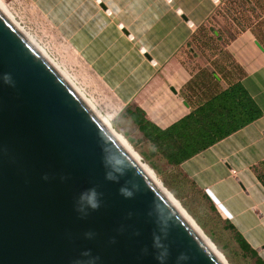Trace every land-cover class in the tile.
Returning a JSON list of instances; mask_svg holds the SVG:
<instances>
[{
    "label": "water",
    "instance_id": "1",
    "mask_svg": "<svg viewBox=\"0 0 264 264\" xmlns=\"http://www.w3.org/2000/svg\"><path fill=\"white\" fill-rule=\"evenodd\" d=\"M0 264H222L1 10Z\"/></svg>",
    "mask_w": 264,
    "mask_h": 264
},
{
    "label": "crops",
    "instance_id": "2",
    "mask_svg": "<svg viewBox=\"0 0 264 264\" xmlns=\"http://www.w3.org/2000/svg\"><path fill=\"white\" fill-rule=\"evenodd\" d=\"M37 1L118 102L161 129L189 114L176 130L201 129L195 122L209 117L196 110L239 81L261 115L179 167L264 261V20L238 29L210 59H190L181 50L223 0Z\"/></svg>",
    "mask_w": 264,
    "mask_h": 264
},
{
    "label": "rangeland",
    "instance_id": "3",
    "mask_svg": "<svg viewBox=\"0 0 264 264\" xmlns=\"http://www.w3.org/2000/svg\"><path fill=\"white\" fill-rule=\"evenodd\" d=\"M13 20L29 34L43 51L61 68L84 97L120 134L143 163L151 169L155 179L173 197L181 209L195 223L227 264H255L244 252L233 231L214 210L190 179L165 159L159 148L138 129L128 106L122 105L93 69L81 58L67 39L63 25L51 16L42 1L0 0ZM264 20V0H223L219 2L207 23L197 28L189 43L181 50L185 58L210 59L220 52L221 44L238 29L259 26ZM222 35L220 37L219 35ZM221 54V53H220Z\"/></svg>",
    "mask_w": 264,
    "mask_h": 264
},
{
    "label": "trees",
    "instance_id": "4",
    "mask_svg": "<svg viewBox=\"0 0 264 264\" xmlns=\"http://www.w3.org/2000/svg\"><path fill=\"white\" fill-rule=\"evenodd\" d=\"M201 111H205L209 119L195 122L194 125L196 127L201 125V129L193 131L191 128L190 135L186 136L176 129L182 123L190 122L193 114H189L169 128L161 129L147 120L139 107L129 105L125 108V112L130 115L138 129L159 148L167 162L175 166H179L182 160L261 115L260 109L245 94L239 81L220 92L205 106L198 108L195 115ZM259 178L264 183V176L260 175ZM191 183L195 185L192 181ZM199 190L216 211L206 193L201 189ZM225 223L233 231L241 249L254 258L255 264H264L257 251L248 244L235 227L227 220Z\"/></svg>",
    "mask_w": 264,
    "mask_h": 264
},
{
    "label": "bare ground",
    "instance_id": "5",
    "mask_svg": "<svg viewBox=\"0 0 264 264\" xmlns=\"http://www.w3.org/2000/svg\"><path fill=\"white\" fill-rule=\"evenodd\" d=\"M0 10L6 15L8 19L21 31V33L32 43V45L44 55V57L55 67V69L60 73V75L69 83V85L76 91V93L82 98V100L88 105V107L93 111V113L98 117V119L105 125V127L110 131V133L115 137V139L123 146V148L130 154V156L138 163V165L146 172V174L153 180V182L161 189V191L167 196V198L173 203V205L179 210V212L185 217V219L191 224V226L197 231V233L201 236V238L205 241V243L209 246V248L213 251V253L217 256V258L221 261L222 264H227L222 256L215 250V248L211 245L209 240L200 232L195 223L189 218V216L181 209V207L177 204V202L173 199V197L163 188V186L155 179L151 169L141 161L138 155L129 147L127 142L123 139V137L115 132L105 118L94 108V106L84 97L81 91L74 85V83L70 80V78L61 70V68L43 51V49L38 45V43L29 35L26 31H24L10 16L7 10L2 6L0 2Z\"/></svg>",
    "mask_w": 264,
    "mask_h": 264
},
{
    "label": "clouds",
    "instance_id": "6",
    "mask_svg": "<svg viewBox=\"0 0 264 264\" xmlns=\"http://www.w3.org/2000/svg\"><path fill=\"white\" fill-rule=\"evenodd\" d=\"M5 79L7 80V77H5ZM92 207H96V204H92Z\"/></svg>",
    "mask_w": 264,
    "mask_h": 264
}]
</instances>
